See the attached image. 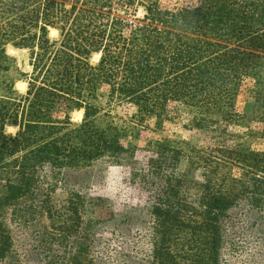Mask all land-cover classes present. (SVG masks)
<instances>
[{"label":"trees","instance_id":"1","mask_svg":"<svg viewBox=\"0 0 264 264\" xmlns=\"http://www.w3.org/2000/svg\"><path fill=\"white\" fill-rule=\"evenodd\" d=\"M163 1L0 0V264L11 262L21 229L42 242L57 233L69 241L62 260L44 264H99L94 237L81 234L83 199L68 176L103 160L137 163L135 148L96 124L101 98L131 106L140 125L162 127L172 109L183 107L204 133L218 134L222 123L248 124L264 139V81L257 80L264 0ZM9 48L27 55L24 94L7 79L16 62ZM248 78L257 84L250 113L241 115L236 96ZM74 110L83 111L78 125L70 120ZM181 155L162 147L146 168L134 170L155 192L150 231L142 236L149 249L132 244L130 264H221L232 212L244 205L248 218L264 221V151L201 153L191 162L201 179L194 202L181 191ZM58 186L67 194L60 208L50 204ZM41 216L48 226L38 223Z\"/></svg>","mask_w":264,"mask_h":264},{"label":"rangeland","instance_id":"2","mask_svg":"<svg viewBox=\"0 0 264 264\" xmlns=\"http://www.w3.org/2000/svg\"><path fill=\"white\" fill-rule=\"evenodd\" d=\"M188 0H164V4L182 3ZM143 15L138 9L136 17ZM48 37L57 40L59 34L50 31ZM53 30V29H52ZM12 50L9 54L15 59V64L8 73V80H13L14 90L24 94L27 85L21 80L20 73H29L27 55L24 51ZM21 52V55L18 53ZM99 55H93L90 63L98 62ZM26 62V66H23ZM264 81V60L258 79ZM254 79H246L240 86L235 102V109L241 115H248L252 106V91L256 86ZM24 89V90H23ZM1 95V88H0ZM99 104L102 111L97 117L96 124L106 129L110 136L120 137L125 146L136 149L135 166L132 164L116 165L108 160L95 163L91 168L76 174H69L70 185L81 194L83 211L81 234L83 237H94L93 258L99 264H124L132 244L138 241V248L149 249L148 241H143L150 231V210L154 201V187L142 186L134 170L146 168L149 159L156 157L162 147H172L181 151L179 174L184 186L181 189L187 201H196L200 195L198 171L191 162H196L201 153L210 154L218 147L247 152L264 151V139L257 133L248 131V124L239 126L222 123L220 132L210 135L193 127L194 112L183 107L169 112L168 120L162 127L153 122L138 124L135 121V110L128 105H108L101 98ZM82 111V110H79ZM70 120L78 125L83 118ZM255 130V127H252ZM16 129L7 128L6 133L14 134ZM255 132V131H254ZM66 191L58 186L51 195L50 204L60 208L65 200ZM29 203V201L27 202ZM27 206V205H26ZM38 223L48 226L46 216L36 217ZM255 222V225L253 223ZM34 230V229H32ZM18 232V231H17ZM16 232V233H17ZM15 233V234H16ZM49 241L41 237L36 240L37 233L20 230L15 238L13 258L9 264H44L48 260H62L69 250V241L61 233ZM224 245L221 251V264H264V221L257 216L248 218V208L240 205L231 214L224 229ZM42 242V243H41ZM130 248V249H129ZM130 264V262H127Z\"/></svg>","mask_w":264,"mask_h":264},{"label":"bare ground","instance_id":"3","mask_svg":"<svg viewBox=\"0 0 264 264\" xmlns=\"http://www.w3.org/2000/svg\"><path fill=\"white\" fill-rule=\"evenodd\" d=\"M52 32H55L54 30H50ZM11 52L13 53V51L11 50ZM24 90V89H23ZM81 115H82V111H79V112H74L73 113V120H78L81 118Z\"/></svg>","mask_w":264,"mask_h":264},{"label":"water","instance_id":"4","mask_svg":"<svg viewBox=\"0 0 264 264\" xmlns=\"http://www.w3.org/2000/svg\"><path fill=\"white\" fill-rule=\"evenodd\" d=\"M10 49H11V48H10ZM8 53H9V54H14V53L11 52V50H10V51L8 50ZM21 54H22L21 52L18 53V55H21ZM22 64H23V66H26L27 63H26V62H23Z\"/></svg>","mask_w":264,"mask_h":264}]
</instances>
